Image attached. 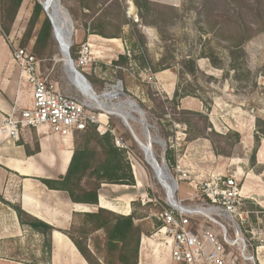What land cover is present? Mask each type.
Masks as SVG:
<instances>
[{
    "label": "rangeland",
    "instance_id": "obj_1",
    "mask_svg": "<svg viewBox=\"0 0 264 264\" xmlns=\"http://www.w3.org/2000/svg\"><path fill=\"white\" fill-rule=\"evenodd\" d=\"M35 1L42 0H24L14 22L17 26L13 24L7 36L9 39L15 33L17 45L22 47L25 41L23 47L30 50L35 31L29 37L27 29ZM60 1L70 13L73 0ZM128 2L114 0L109 6L116 24L126 22L124 13L125 9L128 11ZM142 13L143 23L157 29L158 41L143 51L131 48L128 61L119 69L101 66L100 77L90 82L101 94L121 81L124 95L112 102L131 100L140 107V113H133L136 120H130V126L117 114L109 115L107 108L102 111L103 118L105 114L111 118L110 128L116 130L128 147L133 174V165L143 172L144 187L138 192L133 210L140 217L145 216L136 222H145L144 229L150 227L153 231L141 236L138 264L174 263L157 244L162 241L150 244L147 241L160 223L156 216L164 209L165 192L134 135L144 145L149 143V137L157 141L152 145L154 156L159 165L175 176L179 166L191 173L196 184L210 181L214 175L223 180L236 178L242 195L247 198L241 211L247 215L249 224L243 234L253 245L264 238V0H169L168 6L152 2L149 11ZM0 22L2 32L1 15ZM72 22L73 47L77 25L73 18ZM130 28L131 33L138 31L136 27ZM49 50L52 58H40L42 76L48 77L61 92L79 93L80 87L68 77L54 35ZM189 60L196 65L194 75L188 71ZM143 66L147 67V79L141 77ZM98 67L97 64L92 67L93 74H97ZM78 70L85 75L82 68ZM162 71L164 79L155 78L154 74ZM177 90L179 108L172 103ZM172 119L180 122L175 124L174 132L165 128ZM163 132L171 134L169 141L176 152L175 164L165 159L160 143ZM197 194L187 182L180 183L179 197L185 204L198 202ZM7 202L0 201V236H6L0 239V257L5 258L0 264H34L42 259L37 252L43 241L28 227L19 229L13 218L14 210ZM74 236L83 238L93 251L91 238L82 237V233Z\"/></svg>",
    "mask_w": 264,
    "mask_h": 264
},
{
    "label": "crops",
    "instance_id": "obj_2",
    "mask_svg": "<svg viewBox=\"0 0 264 264\" xmlns=\"http://www.w3.org/2000/svg\"><path fill=\"white\" fill-rule=\"evenodd\" d=\"M113 1L73 0L71 4L70 15L77 25L74 45L78 49L81 44L89 43L96 64L100 65L96 70L97 76L93 74L94 65L84 69L91 83L95 77H100L98 70L101 66L119 69V66L113 65L114 62L119 61L121 56H129L131 48L143 51L146 46L148 48L158 41L157 29L143 23L133 0H128V11L125 9L126 22L116 24L108 10ZM148 1L169 5V0ZM131 26L138 31L131 33ZM14 38L15 33L8 39L0 32V118L9 114L16 104L21 108L31 104V87L21 79L20 69L12 60L10 40ZM143 68L141 77L146 74L147 67ZM163 74L162 71L154 76L164 79ZM102 119L106 123L110 121V118L103 116ZM74 138L64 141L48 128L40 127L24 130L20 140L13 142L0 132V195L12 204H20L29 215L56 228L51 236L50 252L45 246V238L36 233L43 244L37 252L42 259L39 258L34 264H89L72 240L60 230L71 226L75 212H92L97 207L74 203L67 192L51 190L42 181L57 180L66 175L74 154ZM133 167L136 185L103 184L99 191V207L125 216L132 213L138 192L144 187L142 170ZM13 218L19 229L26 228L20 225L15 211ZM5 237L0 236V239ZM0 260L4 261L5 258L1 256Z\"/></svg>",
    "mask_w": 264,
    "mask_h": 264
},
{
    "label": "built area",
    "instance_id": "obj_3",
    "mask_svg": "<svg viewBox=\"0 0 264 264\" xmlns=\"http://www.w3.org/2000/svg\"><path fill=\"white\" fill-rule=\"evenodd\" d=\"M10 46L12 60L20 69L21 79L31 87L32 96L29 106L21 108L16 104L9 114L1 116L0 132L7 140L17 142L24 130L46 127L65 141L85 131L88 126L96 125L100 134L109 131L115 136L117 147L128 148L109 123H101L102 111L105 110L101 103L95 106L82 90L75 95L59 91L55 83L42 76L41 60L28 48L17 45L15 39L10 40ZM73 61L77 68L83 70L96 65L91 45L87 42L81 44ZM144 79H147V73ZM148 80L151 81L152 77H148ZM117 87L120 97L114 100H119L124 95L121 81L98 93L101 101ZM109 101L128 126L130 120H136L133 113L141 112L134 101L133 110L129 108L131 100L118 103ZM108 114L112 115L109 111ZM142 121L145 123L144 119ZM164 171L165 175L160 179L165 192L164 209L156 216L160 225L147 239L149 244L162 241L157 244L165 249L174 264H264V238L251 245L243 234L249 224L247 215L241 211L247 198L242 195L236 178L223 180L214 175L210 181L196 184L191 173L179 166L175 170L176 176L166 167ZM184 182L198 193V202L185 204L179 197L180 183ZM194 199L195 196L191 198Z\"/></svg>",
    "mask_w": 264,
    "mask_h": 264
},
{
    "label": "trees",
    "instance_id": "obj_4",
    "mask_svg": "<svg viewBox=\"0 0 264 264\" xmlns=\"http://www.w3.org/2000/svg\"><path fill=\"white\" fill-rule=\"evenodd\" d=\"M23 1L0 0L2 33L6 37L11 33ZM133 2L139 10L140 18L143 20L142 11H149L152 2L148 0H133ZM33 32L35 42L30 51L38 60L44 56L52 58L53 54H51L49 48L52 43L53 28L42 5L37 1L34 3L32 16L29 20L28 36L30 37ZM24 44H26L25 41L22 42V47ZM75 47L73 46L70 50L73 59L76 58L77 53ZM23 48L27 47L24 46ZM127 61V57L121 56L119 61L114 62L113 65L121 67ZM187 63L189 73L194 75L196 72L194 61L189 60ZM177 99H179L178 90L175 92L172 103L176 108H179V104L176 103ZM176 123L180 122L172 119L167 122L165 128H169V131L174 132ZM77 134L74 154L66 175L57 180L42 181L51 190L67 192L74 203L94 206L97 209L92 212H75L71 226L60 231L72 240L89 264H138L141 236L142 234H151L153 231V228L150 227L148 230L144 229L145 222H136L145 216L140 217L135 209L130 215L125 216L99 207V190L103 184L136 185L128 158L129 151L117 147L115 136L109 131L100 134L96 125L88 126L85 131L78 132L75 136ZM163 135V141L166 144L165 159L175 164L176 152L169 141L171 134L163 132ZM0 201H5L1 195ZM7 203L16 212L21 226L28 227L45 238V246L50 252L51 236L56 228L29 215L21 208L20 204ZM136 205L133 203V206ZM157 225L159 226L160 223H157ZM75 233H82V237L86 239L87 237L91 238L93 251L83 242V238H76Z\"/></svg>",
    "mask_w": 264,
    "mask_h": 264
},
{
    "label": "bare ground",
    "instance_id": "obj_5",
    "mask_svg": "<svg viewBox=\"0 0 264 264\" xmlns=\"http://www.w3.org/2000/svg\"><path fill=\"white\" fill-rule=\"evenodd\" d=\"M41 3L43 6L46 7V13L50 15L52 18L54 25H55V40L57 41L60 52L65 54L66 49L68 46H70V50L72 47L73 43V33H74V27H73V22L69 19V17L66 14L65 9L62 8L61 6V1L60 0H42ZM134 7H132L133 10ZM66 59V57H65ZM80 90H82L85 94L88 95V97L92 100L95 106H99L100 103L102 106L105 108H109L113 110V112L117 111L116 107L110 106L107 102L109 100H114L120 96V89L119 87L115 88V90L111 93H107L105 95V98L103 102L101 101L102 98L99 97V94L95 91L93 87V91L95 94L90 92V90L85 87L82 84H79ZM130 109H134V103L131 101L129 102ZM113 107V108H112ZM116 113V112H115ZM103 114V113H102ZM101 115V123L104 125L106 122L103 121ZM146 146V145H145ZM153 153V151H152ZM154 154V153H153ZM158 164V167L156 166L155 163L152 162L150 158H146L147 163L156 171L157 178L160 181L165 175L164 167L159 165V162L157 161L156 158H154ZM161 184V183H160Z\"/></svg>",
    "mask_w": 264,
    "mask_h": 264
},
{
    "label": "water",
    "instance_id": "obj_6",
    "mask_svg": "<svg viewBox=\"0 0 264 264\" xmlns=\"http://www.w3.org/2000/svg\"><path fill=\"white\" fill-rule=\"evenodd\" d=\"M40 4L42 5L44 11H46V7L43 6V4L41 2H40ZM62 8L65 9L63 6H62ZM65 11H66V14L69 17V19L72 21V17L70 15L69 11L67 9H65ZM45 14L49 18V20H50V23H51L52 28H53V35L55 37V25H54V22H53V20H52V18L50 17L49 14H47L46 12H45ZM72 45H73V43H72ZM62 56H63V62L65 64L66 72H67L68 77H69L70 81L72 82V84H75L78 87L80 86L79 84H82L85 87H87L90 90V92H94L93 91V86L90 83V81L75 66L74 61H73V58L71 56L70 46L67 47L65 54L62 53ZM65 57H66V59H65ZM107 109H108L109 112H111L112 115H115L116 114L115 112H113V110H111L109 108H107ZM145 130H146L147 133H149L148 126H146ZM134 137H135L136 141L139 143V145L142 147V149L144 150V152L146 154V158H150L152 160V162L155 163L156 166L158 167V164H157L156 160L154 159L156 157L152 153V145H153V143H156L157 141H155L154 139H152L151 137H149V143L145 146L144 144H142L140 142V140H139L138 137H136V136H134ZM160 143L162 144L163 149L165 151L166 150V144H165V142L164 141H160Z\"/></svg>",
    "mask_w": 264,
    "mask_h": 264
}]
</instances>
